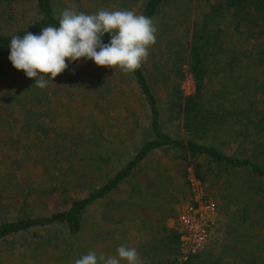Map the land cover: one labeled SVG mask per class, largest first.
Segmentation results:
<instances>
[{"label": "rangeland", "instance_id": "rangeland-1", "mask_svg": "<svg viewBox=\"0 0 264 264\" xmlns=\"http://www.w3.org/2000/svg\"><path fill=\"white\" fill-rule=\"evenodd\" d=\"M143 2L51 0L58 17L66 8L86 14L100 9L131 10L138 14ZM207 9L204 0H168L156 20L176 16L183 22L179 28V33H183L187 27L190 30L193 21L201 18ZM36 17L31 0H0V32H15L28 26ZM224 21L220 23L221 28L229 19L226 23ZM263 28L262 33L258 28V32L253 34L248 33L250 30L245 27L241 28L243 34L229 30L232 39L225 43L233 49L232 40H237L238 51L241 49L245 53L239 56L241 62H249L258 57V54L257 57L255 54L251 56L249 51L252 48L264 49ZM104 36L109 35L105 33ZM9 52L0 62V223L19 217L47 216L67 208L72 199L85 196L99 186L125 163L139 143L151 136L144 101L133 79L120 68L97 66L92 60L82 58L69 63L62 74L53 82L49 80L48 85L41 89L35 85L34 79L12 66ZM224 58L227 59L228 55ZM214 71L206 86L208 93L222 86V74L218 75L216 68ZM249 71L251 77L248 81L240 69L232 74L231 81L227 83L231 94L226 103H236L237 108L243 111L251 108L253 111L249 114L257 112L255 117H258L260 112L264 115V64L262 69ZM256 72L257 80L254 78ZM181 88L185 95L194 91V82L189 74L181 82ZM93 103L100 105L93 108ZM86 109L91 110L87 119L84 115L88 112L83 113ZM77 113H83L80 119ZM240 117L239 121H247L243 114ZM163 119L164 131L176 137L187 136L176 121L165 116ZM210 131L207 136L209 143L232 155L242 153L264 164V129L254 133L251 124L243 126L237 121L235 124L225 122L219 129ZM170 152H153L144 161V172L159 179L170 176L175 191L173 199L162 201L152 194H145L136 200L145 206L158 205L162 209L163 203L171 207L172 215L166 223L174 228L183 206L194 203L196 197L211 200L216 204V213L209 238L198 252L212 254L209 261L213 264H264V214L262 209L252 213L253 208L247 212L242 208L252 201L254 177L247 171L231 172L222 175L215 183L213 171L211 177L202 183L188 168L190 191L187 188L183 190L180 188L178 164ZM257 196L260 199L262 194ZM257 198L258 204L260 200ZM124 199V193H116L108 200L102 199L101 203L90 206L85 214L83 231L76 238H70L71 244L66 243L65 228L59 225L37 227L5 237L0 241V264H74L89 251L109 256L116 255V249L122 244L136 249L134 234L143 216L132 217L133 212L127 214L130 206ZM116 200L124 202L121 205L115 202L114 206ZM109 207L116 210L110 212ZM103 214H116L123 219L120 223L112 222V225L106 220L103 224L102 219L94 231ZM242 216L248 222L238 221ZM252 221L258 226L252 225ZM123 230L126 234L121 237ZM61 239L65 243H60ZM189 257L182 256L180 249L177 264H183ZM121 264L127 262L122 260Z\"/></svg>", "mask_w": 264, "mask_h": 264}, {"label": "trees", "instance_id": "trees-1", "mask_svg": "<svg viewBox=\"0 0 264 264\" xmlns=\"http://www.w3.org/2000/svg\"><path fill=\"white\" fill-rule=\"evenodd\" d=\"M31 1L37 14L35 20L15 32H0V62L10 50L9 44L13 36L22 38L27 32L39 35L42 28L59 26V17L54 11L51 0ZM166 1L168 0H144L142 3L138 15L152 19L157 28L156 42L150 46L149 56L146 61L142 62L141 67L133 73H127L137 86L139 95L148 111L151 136L139 143L125 163L99 186L85 196L72 199L67 208L47 216L19 217L15 220L1 222L0 241L5 237H12L37 227L59 225L65 228L66 243L71 244L73 242L69 241L70 238H76L83 231L85 214L90 206L94 203H101L102 199L108 200L116 193H124V200L130 206L127 208L129 209L127 214L133 212L132 217L143 216L137 224L134 234V238L137 239L135 241L136 249L143 264H177L180 254L179 234L176 228L168 227L166 223L172 215L171 207L163 203L162 209L158 205L145 206L141 204L142 201L140 203L136 200L145 194H152L162 201L172 200L175 196L170 176L159 179L144 172V161L158 150L171 151L170 153L173 154L172 159L178 164V172L181 174L179 175L180 188L183 190L187 188L190 191L188 168L192 169L194 176L202 183L211 177L213 171L215 172V183L219 182L220 177L224 174L247 171L254 177L252 186L254 194L250 195L251 203L243 205L242 208L246 212L253 208L254 212L252 213L262 209V214H264V164L261 165L252 158L243 156L242 153L232 155L223 151L218 146L209 143L207 138L212 128L219 129L225 122L235 124L238 121L243 126L246 123L251 124L252 130L256 131L254 133L264 129L262 112L258 117H255L257 112H253V115L249 114L251 108L243 111L237 108L236 103H226L231 94L227 83L231 81L232 74L235 70L240 69L248 81L251 77L249 70L262 69V64H264L262 50L264 51V49L252 48L249 53L252 57L254 54L257 57L258 54V57L250 59L249 62H241L242 59L239 56L245 53L241 49L238 51L237 40H232V44L235 45L233 49L230 45L227 47L225 43L232 39L229 30L233 33L243 34L244 31H241V28L245 27L249 28L248 33L253 34L252 32H258L256 30L259 28L262 33L264 0H204L208 9L204 11L201 18L193 21L190 30L187 27L183 33H179L183 22L178 17L175 18L176 16L175 19L171 17L170 12L167 13L170 19L156 20ZM224 19L223 23H226L228 19L229 21L224 28H221L220 23ZM102 40L104 43H108L109 36H103ZM225 55H228L227 59L224 58ZM215 68L219 72L218 75L222 74V86L212 93H208L206 86ZM187 74L194 82V91L185 95L181 88V82ZM254 75L257 80V72ZM262 88L264 93V80ZM96 105H100V103H93L92 107L94 108ZM86 112L88 113L84 115L85 119L91 116L90 109L83 111V113ZM81 114H76L79 119ZM240 114L247 117L246 122L239 121L241 120ZM164 116L181 125L187 136L176 137L164 131L162 128ZM246 138L249 140V137ZM256 194L259 196L262 194V197L258 199ZM255 198L260 200L258 204ZM115 202H118L117 205H121L124 201L116 200L113 202L114 206ZM108 210L112 212L116 209L109 207ZM239 218L238 221L242 223L248 222L245 216ZM122 219L123 217L116 214H103L98 219L94 231L99 226L100 220L102 223L106 220L109 225H112V222L120 223ZM253 224L255 227L258 226V223L255 224L254 221H252ZM262 225H264V221H262ZM122 232L121 237H124L126 231ZM62 242L65 243L61 239L60 243ZM121 243H124L123 240ZM81 252L87 253V251ZM212 257L210 253L197 252L191 254L183 264H213L209 261Z\"/></svg>", "mask_w": 264, "mask_h": 264}, {"label": "clouds", "instance_id": "clouds-1", "mask_svg": "<svg viewBox=\"0 0 264 264\" xmlns=\"http://www.w3.org/2000/svg\"><path fill=\"white\" fill-rule=\"evenodd\" d=\"M157 28L151 18L131 10L100 9L86 14L63 9L58 27H45L39 35L13 36L8 59L16 70L34 79L38 88L62 74L69 63L92 60L97 66L118 67L125 73L138 70L156 42ZM109 35L108 43L102 37ZM68 61V63H66ZM116 255L89 251L74 264H143L135 248L120 245Z\"/></svg>", "mask_w": 264, "mask_h": 264}, {"label": "built area", "instance_id": "built-area-1", "mask_svg": "<svg viewBox=\"0 0 264 264\" xmlns=\"http://www.w3.org/2000/svg\"><path fill=\"white\" fill-rule=\"evenodd\" d=\"M215 213L216 204L213 201L197 197L194 203H188L179 210L176 229L182 256L202 249L209 238Z\"/></svg>", "mask_w": 264, "mask_h": 264}]
</instances>
